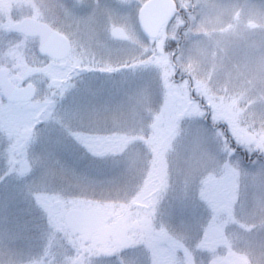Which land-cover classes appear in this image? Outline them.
Masks as SVG:
<instances>
[{
  "label": "rangeland",
  "instance_id": "rangeland-1",
  "mask_svg": "<svg viewBox=\"0 0 264 264\" xmlns=\"http://www.w3.org/2000/svg\"><path fill=\"white\" fill-rule=\"evenodd\" d=\"M146 1L0 0V70L37 91L34 101L11 105L0 92V264H192L202 235L214 236L205 254L212 264H264V166L227 161V145L202 123L205 112L189 100L182 108L188 89L172 81L175 47L157 40L150 60L139 30ZM205 10L197 24L191 18L180 74H191L213 124L264 157V0H216ZM25 18L68 38L69 57H41L38 39L12 34ZM180 26L175 17L162 37L176 39ZM117 27L128 44L115 41ZM176 109H187L177 122ZM226 163L229 188L209 177L215 168L223 178ZM177 170L184 172L178 184L163 182L162 173ZM202 183L214 186L204 191L216 203L194 199ZM166 187L177 200L169 218L160 207ZM72 208L100 226L85 237L67 231ZM95 235L102 245L88 253ZM172 244L184 247L179 258Z\"/></svg>",
  "mask_w": 264,
  "mask_h": 264
},
{
  "label": "flooded vegetation",
  "instance_id": "flooded-vegetation-1",
  "mask_svg": "<svg viewBox=\"0 0 264 264\" xmlns=\"http://www.w3.org/2000/svg\"><path fill=\"white\" fill-rule=\"evenodd\" d=\"M148 1H150V0H147L146 3ZM173 1H174L175 5H176V8H177V12L175 13L174 18L175 17H179L181 22H182V26L179 27V30H178V32L176 34V39H172L170 37H162L163 31L169 25L164 27L165 29H163L161 31V33H160V35H159V37L157 39L153 40V39L148 38L143 33V31L141 30L140 25H139V19L137 18L138 19L137 23H138V26H139V30H140L141 34L143 35L145 42L147 44H149L148 47H150L149 48V54H150L149 58H150V60H152L153 55H154L153 52H152L153 51V43L156 42L157 40L161 39L163 44H169L170 46L172 45L173 47H175L177 55L175 53H171L170 54L171 65H172L173 68H176L175 75L173 76L172 79L175 82H177L178 85H183V86L185 85L187 87L188 92H187V94L183 95L184 96V100L185 101L189 100L190 104L192 103L193 105H197L199 107V111L203 110L205 112L204 116H203V119H202V123L205 126H208L210 129H212L215 132L214 136H218L220 138L219 140L221 141L220 142L221 146H223V144L227 145L226 146L227 147L226 148V152H227L228 157H229V158H227V161H230L231 159L235 158V159L238 160V162L240 163L241 167L243 166L242 168H248L249 166L253 165L254 163H259L262 166H264V157L260 153H258L256 150H254V152L252 154H249V152L246 149H244L243 147H241V146L237 145L236 143H234V140L231 138V136L227 132H224L223 134L216 133V131L219 130L217 128L218 125H215V124H213L211 122V110H210V105L206 103V97L205 96H201V95H196V90H198V89L193 86L194 85V81L191 78V74L190 73L180 74L181 67H179L177 65V62H176L177 57L180 55V51L183 48H185V46L187 45V41H188L189 38L186 36V32H188L189 29L191 28V18L193 16H195L194 20H195V24H197L198 23L197 21H199V19H200V15L199 14L201 13V10L203 11V9L205 10L206 8L208 10H213V8L215 6V3H216V0H184L183 1L184 5L182 7L179 5L177 0H173ZM207 4H209V5L207 6ZM138 16H139V14H138ZM117 28H121V27H117ZM117 28H115L113 30V33H112L115 41L117 43H121V44H128L130 42L129 39L126 42H121V41L116 39V29ZM128 38H129V36H128ZM185 90H186V88H185ZM221 127L225 128L224 124H222ZM224 169H225V175H224L223 178H220L219 176H217L218 172L215 170V168H213V170L211 169V171L209 172L210 173L209 177L212 178V179H215V178L219 179L217 181H219L223 186L225 184L226 188H229L230 187L229 186L230 185L229 179H230V176L233 174V172L231 170L232 167L230 166V164L226 163L225 166H224ZM177 172H178L177 175L176 174H172L171 176L169 175V172L162 173L163 182L167 183V185H171V184L175 183V180H176V182L179 181L178 177H181V174L184 176V172H183V170H178ZM175 178H177V179H175ZM222 179H224V180H222ZM214 183H216V182L214 181ZM204 185L205 184L202 183V184L198 185V187H196L195 192H196L197 196L194 199L197 200L198 204L200 203L201 199H202L201 201L204 204H207V201H208V205H209V203L210 204L216 203L215 201L212 200L211 192H207L206 193L204 191V189H206V188H208V191L209 190L213 191L214 190V186L212 188V187H209V186L206 187ZM166 191H168L169 195L167 197H164L163 204L160 206L161 210L164 213L163 214V218L164 217L165 218H169L168 212L169 211H171V212L173 211L174 212L175 208L177 207V200H176L175 197H173V191L169 190L168 188H167ZM204 193H205L206 198L201 196V194H204ZM150 199H152V198H150ZM206 199H207V201H206ZM175 203H176V205H175ZM230 203H233V201L230 200ZM172 206H174V208H172ZM146 221L148 223L146 232L148 234H153V228L152 229L149 228V227L152 226V220L149 218V219H146ZM210 237H211V235H208V236L202 235V237L198 241V243L200 242V244H198L199 246L195 245L196 247L194 248V251L190 250L194 255H196V257L194 256V257L190 258V262H192V264H196V263L197 264H212L211 260H206L205 259V254L206 253H210L211 249L214 247V242H213L214 241V236L211 237V238ZM117 241L118 240H116L117 247H121L122 246V242L119 240L121 242V244L119 245L117 243ZM167 245H168V242H167ZM171 248H172V250L176 251V253H177L176 257L177 258H179V254L181 255L182 253H184V247L178 248L177 246L172 244ZM104 253L107 254L108 251L105 250ZM178 261H180V260H178ZM150 264H158V263H157V261L152 260Z\"/></svg>",
  "mask_w": 264,
  "mask_h": 264
},
{
  "label": "water",
  "instance_id": "water-1",
  "mask_svg": "<svg viewBox=\"0 0 264 264\" xmlns=\"http://www.w3.org/2000/svg\"><path fill=\"white\" fill-rule=\"evenodd\" d=\"M176 5L173 0H150L139 13V25L143 33L150 39H157L160 32L173 18ZM10 32L26 38H38V52L41 57L56 62L65 61L71 52L70 41L48 24L33 18H25L10 26ZM116 39L121 42L128 41V35L122 28L116 29ZM21 80L15 78L11 81L6 69L0 70V90L4 99L10 104H27L35 100L37 91L34 85L28 84L19 87ZM247 138V142H251ZM65 227L76 235L84 236L93 228L95 221L80 209H71L64 216ZM119 243V242H118ZM120 244V243H119Z\"/></svg>",
  "mask_w": 264,
  "mask_h": 264
},
{
  "label": "trees",
  "instance_id": "trees-1",
  "mask_svg": "<svg viewBox=\"0 0 264 264\" xmlns=\"http://www.w3.org/2000/svg\"><path fill=\"white\" fill-rule=\"evenodd\" d=\"M172 48V47H171ZM170 48V49H171ZM170 49H168V51L170 50ZM170 51H172V50H170ZM172 81H174L173 79H172ZM172 81L170 80V83H172ZM181 102H183L184 103V105H186L185 107H182V108H186V107H188V105H189V103L187 102V100L185 101L184 100V97H183V100L182 101H180V103ZM182 104V103H181ZM11 105V104H10ZM9 105V106H10ZM173 108H175V107H173L172 106V109ZM187 110V109H186ZM186 110H184V111H182V114L180 113V111L178 110V109H176L174 112L175 113H177L176 114V118H175V120H176V122L181 118V117H183L184 115H185V113H187V111ZM174 123V122H173ZM162 142V141H161ZM178 171V170H177ZM155 182H158V181H155ZM126 183V182H125ZM124 183V184H125ZM177 182H176V180H175V184H176ZM178 184V183H177ZM102 185H105L104 186V188H106V184H102ZM123 187H124V185H123ZM89 189L91 190V189H97V188H95V187H92V186H89ZM89 189H88V192H89ZM196 190V189H195ZM111 192H112V190H110ZM117 191V190H116ZM94 193H97V191H93ZM109 192V191H108ZM91 193H92V191H91ZM97 198H101L100 196L98 197V195H95ZM112 196H113V193H110L109 195H107L106 197H103V200L104 199H111L112 198ZM119 197V196H118ZM120 199V198H119ZM130 215V213H126V216H123V217H121V218H117V220L115 221V225H118V226H121V225H124L125 224V222L128 220V216ZM100 225L99 224H97V227H99ZM90 240L91 241H89L88 242V244L90 245V247H89V249H86L87 251H88V253H91V252H95V253H97V252H99V251H97V248L99 247V246H101L102 244H101V237H99L98 235H95L94 237H91L90 238ZM3 253V254H2ZM5 250L4 251H2V252H0V254L1 255H3V256H5ZM6 257V256H5Z\"/></svg>",
  "mask_w": 264,
  "mask_h": 264
}]
</instances>
